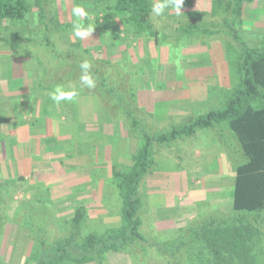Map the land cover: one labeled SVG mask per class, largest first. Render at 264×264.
Listing matches in <instances>:
<instances>
[{
	"label": "rangeland",
	"instance_id": "374dc122",
	"mask_svg": "<svg viewBox=\"0 0 264 264\" xmlns=\"http://www.w3.org/2000/svg\"><path fill=\"white\" fill-rule=\"evenodd\" d=\"M150 2L157 40L135 37L124 32L121 26L115 32H99L95 21L99 19L101 23L104 11L95 10L88 3L82 4L88 13L82 18L73 15L77 4L73 0H52L50 18L52 31L62 46L82 48L98 62L126 71L124 82H129L131 99L150 115L145 125L151 135L184 126L191 117L224 107L237 83L236 49L240 42L235 36L251 45L263 38L264 0L244 4L242 12L228 20H224L228 14H222L213 0H183L178 9L175 0ZM158 2L166 4L159 15L153 12ZM36 10L33 8L25 20H0V56L6 53L10 59L25 62V67L32 71L27 109L13 95L2 96L6 92L0 86V139L3 138L1 126L12 117L17 121L21 111L27 115L26 125L56 127L53 131L63 137V142L58 153L60 159L51 161L59 165L58 169L56 164L49 163L42 176L32 171V179L27 175L28 169L23 167L19 173L12 161L3 160L0 151V192L8 200L7 220L0 227V264H28L35 250L31 231L18 218L27 201L50 204L60 223L61 234H68L77 208L85 211L81 234H105L108 229L118 228L121 202L111 174L113 169H129L142 144L140 135L133 134L128 124L104 114L99 102L83 93L78 85H59L65 91L76 90L77 96L71 101L57 104L49 98V93L58 85L50 89L41 85L43 66L34 54L39 46H28L23 38L16 44L3 39L5 33L26 38L39 33L43 27ZM194 23L211 31L193 34L180 29ZM74 25L84 28L91 25L93 31L79 38L74 35ZM82 96H87L89 109L78 106ZM31 106L33 111L29 110ZM20 121L23 122L22 118ZM223 132L216 128L200 129L169 145L152 147L155 163L143 181L148 207L143 225L151 238L171 239L178 234L176 230L184 228L192 219L210 210L229 209L233 190L231 162L234 161L227 148L237 143L231 140L227 129ZM68 138H74L78 144L70 146ZM54 139L61 140L51 138ZM78 157L83 158L80 160L83 163L79 164ZM70 159H76L77 164L72 162L74 167L66 168ZM136 256L144 255L137 252ZM144 259L139 264L163 262L151 255ZM108 261L110 264L139 262L132 263L125 253H113Z\"/></svg>",
	"mask_w": 264,
	"mask_h": 264
},
{
	"label": "trees",
	"instance_id": "16d2710c",
	"mask_svg": "<svg viewBox=\"0 0 264 264\" xmlns=\"http://www.w3.org/2000/svg\"><path fill=\"white\" fill-rule=\"evenodd\" d=\"M73 1L104 11L101 23L99 19L95 21L99 32H115L121 26L124 32L135 37L157 40L151 23L150 0ZM213 1L222 14H228L224 17L228 20L240 14L244 4L254 0ZM51 4L52 0H0L1 21L25 20L35 8L43 27L33 37L5 33L3 39L16 44L23 38L28 46L37 44L39 50L35 49L34 54L43 66L41 85L44 88L78 85L83 93L99 102L104 114L128 124L133 134L140 135L142 144L129 169H113L111 174L121 202V225L116 229H108L105 234H81L85 211L77 208L68 234H61L60 223L50 204L24 202L18 218L35 239V250L28 264H110L108 256L113 253H125L132 263L139 260L137 264L148 255L159 257L163 261L159 264H264V36L255 45L235 36L240 42L236 49L237 83L224 107L191 117L184 126L150 135L145 125L150 115L131 99L129 82H124L126 71L98 62L82 48L62 46L52 31ZM180 29L193 34L211 31L195 23ZM85 60L90 63L89 72L96 81L91 89L80 81V64ZM222 125L237 143L227 148L235 162H231L233 190L229 209L210 210L192 219L184 228L176 230L178 234L171 239L151 238L143 225L148 212L143 181L155 163L152 147L169 145L200 129L216 128L223 134L226 129L219 127ZM7 208L8 200L0 192V227L6 223ZM137 252L144 256L140 259Z\"/></svg>",
	"mask_w": 264,
	"mask_h": 264
},
{
	"label": "crops",
	"instance_id": "0c3cea01",
	"mask_svg": "<svg viewBox=\"0 0 264 264\" xmlns=\"http://www.w3.org/2000/svg\"><path fill=\"white\" fill-rule=\"evenodd\" d=\"M6 55L7 54L4 53L3 56H0V86L3 87V91L6 92L1 93V95L5 97L6 95H13L15 100L18 98L20 102L24 103L27 109L28 101L26 100L30 95L29 92L30 88L32 87V71H29L25 67V62L16 61L17 59L14 58L10 59V57ZM25 92L27 95H24ZM78 106L84 110L90 108V102L87 96H82L79 98ZM29 110L33 111V107H29ZM21 118L23 121L22 123L20 121ZM26 118L27 115L20 111V118L18 117L17 121H15L12 117L11 120H7L6 123H4L5 125L1 126L3 138L0 140L3 142L1 143L2 147L0 151L2 156H4L3 160L8 159L9 161H12L15 170L17 171L18 169L19 173L22 172L23 167L28 169L27 175L32 179L34 172L40 173V176L45 174L43 170L49 163L51 166L56 164L57 166L54 165L56 167L55 169H58L59 165L51 161L54 158H57V160L60 159L58 153L62 145L61 143L63 142V137L61 138L53 131L54 128H56L53 126L44 127L45 125H26L27 123L24 121ZM46 132L48 134L45 135ZM53 137H58L61 140H51ZM67 141L68 143L71 141L69 143L70 146L73 144H78L74 138L70 140L68 138ZM65 142L66 140H64V143ZM69 145H67L68 149ZM77 147L78 146L75 145V148ZM80 160H83L82 157H78V162L79 164L83 163V161ZM69 161L70 163L66 166V168H72L74 167V164H77L75 163L76 159H70ZM72 162L74 164H71ZM232 184L233 182H231V187Z\"/></svg>",
	"mask_w": 264,
	"mask_h": 264
},
{
	"label": "clouds",
	"instance_id": "9594fccd",
	"mask_svg": "<svg viewBox=\"0 0 264 264\" xmlns=\"http://www.w3.org/2000/svg\"><path fill=\"white\" fill-rule=\"evenodd\" d=\"M183 0H175V6L178 9L179 6L182 4ZM166 7V4L164 3H156L153 6V12L157 15L161 14ZM73 15L76 17H87L88 13L85 10V8L80 5L76 4L72 10ZM93 31V27L89 25L87 28H84L80 25H74L73 32L76 37L84 38L91 34ZM91 65L88 61H84L80 64V69L82 72V75L80 76V81L82 82V85L91 89L94 88L96 85V81L93 79L91 73L89 72ZM77 96L76 90L73 88L71 91H65L62 86H56L52 92L49 93V98L59 104L61 101H71Z\"/></svg>",
	"mask_w": 264,
	"mask_h": 264
}]
</instances>
